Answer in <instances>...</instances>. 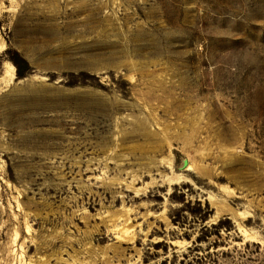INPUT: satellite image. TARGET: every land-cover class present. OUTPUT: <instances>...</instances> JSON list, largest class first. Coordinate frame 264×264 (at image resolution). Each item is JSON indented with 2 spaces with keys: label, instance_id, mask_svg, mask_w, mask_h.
Returning a JSON list of instances; mask_svg holds the SVG:
<instances>
[{
  "label": "rangeland",
  "instance_id": "374dc122",
  "mask_svg": "<svg viewBox=\"0 0 264 264\" xmlns=\"http://www.w3.org/2000/svg\"><path fill=\"white\" fill-rule=\"evenodd\" d=\"M0 264H264V0H0Z\"/></svg>",
  "mask_w": 264,
  "mask_h": 264
},
{
  "label": "trees",
  "instance_id": "16d2710c",
  "mask_svg": "<svg viewBox=\"0 0 264 264\" xmlns=\"http://www.w3.org/2000/svg\"><path fill=\"white\" fill-rule=\"evenodd\" d=\"M11 61L16 68L17 79L18 80L23 79L28 74V72L30 71V68L28 67L26 61L24 59H22L16 53H14V58L11 59Z\"/></svg>",
  "mask_w": 264,
  "mask_h": 264
},
{
  "label": "bare ground",
  "instance_id": "6f19581e",
  "mask_svg": "<svg viewBox=\"0 0 264 264\" xmlns=\"http://www.w3.org/2000/svg\"><path fill=\"white\" fill-rule=\"evenodd\" d=\"M6 71L11 75V77H12V75H13V73H14V68L11 66V65H7V69H6ZM6 75H7V73H6ZM9 75V76H10ZM8 76V77H9ZM10 77V78H11ZM191 169V167L190 166H188L187 165V170H190ZM168 179L170 180V183H174V184H176L177 182H180V180H181V177L179 176V175H175V176H170V177H168ZM26 230L28 231L29 230V228H26ZM15 238L17 237V234L15 233ZM20 258H22V255L20 256ZM21 262V261H20Z\"/></svg>",
  "mask_w": 264,
  "mask_h": 264
}]
</instances>
